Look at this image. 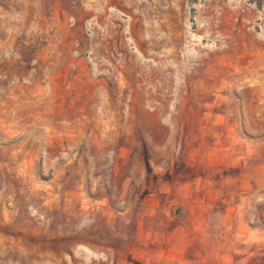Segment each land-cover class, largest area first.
<instances>
[{
    "label": "rangeland",
    "instance_id": "1",
    "mask_svg": "<svg viewBox=\"0 0 264 264\" xmlns=\"http://www.w3.org/2000/svg\"><path fill=\"white\" fill-rule=\"evenodd\" d=\"M220 116L264 148V0H0V264H264L236 168L215 178L258 239L182 233Z\"/></svg>",
    "mask_w": 264,
    "mask_h": 264
},
{
    "label": "crops",
    "instance_id": "2",
    "mask_svg": "<svg viewBox=\"0 0 264 264\" xmlns=\"http://www.w3.org/2000/svg\"><path fill=\"white\" fill-rule=\"evenodd\" d=\"M217 124L220 132L205 157L208 176L196 177L192 183L180 187V192L184 194V200L179 201L178 205L189 210L186 214V222H191L195 227V230H182V233L184 235L185 232L186 234L190 232L196 237L199 229L203 226H210V215L213 213L217 217L214 222H217L215 226L219 227L220 242L222 240L225 242L227 229L234 228L236 240L244 238L252 244L259 235L258 229L247 225L243 214L247 206L234 200L230 194L228 196L227 192L229 193L231 190H227L221 181H216L215 175L236 168L237 176L241 180L242 193H252L254 189L264 186V163H262L264 162L262 161L264 160V154H262L264 148L258 150L260 142L256 139L237 138V126L231 117L220 116ZM258 156L262 157V160L259 161ZM148 199L146 197L144 203H149ZM197 225L199 227H196ZM176 233H179V230H176ZM147 235L150 239L148 231ZM182 246L167 247L164 261L167 264H200V261L196 257L189 256L186 248ZM257 253L258 248H253L252 245L249 249L236 246L233 253H228L226 249L221 251L220 248L219 264H236L238 255L243 258H251Z\"/></svg>",
    "mask_w": 264,
    "mask_h": 264
}]
</instances>
